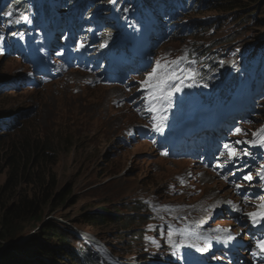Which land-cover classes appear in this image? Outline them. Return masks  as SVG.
<instances>
[{
    "label": "rangeland",
    "instance_id": "374dc122",
    "mask_svg": "<svg viewBox=\"0 0 264 264\" xmlns=\"http://www.w3.org/2000/svg\"><path fill=\"white\" fill-rule=\"evenodd\" d=\"M12 1L4 0L10 7ZM135 1L142 0H133L134 3ZM198 1L203 5L205 0ZM218 5L203 6L200 11L179 12L181 14L180 20H177L179 24L193 21L195 24H205L208 30L192 31L179 37L174 35L170 39H168L170 35L166 34V40L158 42L155 47L157 59L174 60L183 56L186 59L181 62L180 67L195 71L196 60L191 54L202 51L201 56L204 57L196 70L208 71L210 74L215 69L217 61L220 64L235 63L243 59L248 50L253 49L258 50L259 55L264 54V22H259L257 18L254 22L243 21L238 17L239 13L216 10L215 7ZM130 10L131 8H128V12ZM94 12L97 13L94 17H97L100 14V7L95 6ZM89 30L91 38L95 37L96 27ZM30 34V31L19 29L15 41L27 44L32 36ZM95 42L96 40L88 44L80 38L71 46L72 52L83 55L81 62L73 61L67 65L61 77L59 76L55 82L44 83L42 92L31 91L24 86L17 90L2 91L1 113L10 114L9 117L14 118L15 122L14 129L10 131L0 129V157L4 160L14 153L20 154L24 150V143L26 140L30 141L31 137L42 142L46 138L53 139L59 146L49 153L52 161L50 167L58 176L59 188L63 187V190L67 185L74 187L73 197L75 201L78 200L75 203L70 199L48 219L67 224L69 227L67 228L75 230L77 234L84 229L104 235L106 230L80 228L74 225L84 207L88 205L96 207L99 204L103 210L120 209L123 212L130 211L135 216L145 214L146 218L134 223L133 228L138 227L136 229L138 230L145 223L146 247L127 248L132 245L128 243L130 239L128 230H118V233L123 235L119 240L111 236L116 228L108 230L102 237L112 242L118 250L127 248L125 252L127 257L136 258L142 250H144L142 254L150 255L153 252L163 251L165 254L169 249H181L180 232L189 219L200 217L208 221H231L233 209L237 205H241L242 208L244 204L240 187L224 173H220L216 166L218 160L224 156V151L219 148L215 150L211 146L212 154L209 156L205 157L200 150H196L194 156L197 158L178 157L171 154L167 147H158L137 137L132 138L139 122L138 109L144 106L140 104L136 108L137 104H130L129 99L136 94L148 73L138 80L137 87H109L92 69L91 62L86 65L91 59L88 55ZM146 44L151 46V42ZM12 48L9 47L5 52L11 55ZM28 48L25 47L27 50ZM39 54V51H36V55ZM12 65H16L17 68L9 71L13 68ZM0 71L2 77H12L14 74L27 72V69L22 66L20 60L15 58L7 60L3 55L0 56ZM188 84L192 86H186ZM196 87L197 80H186L183 90L173 96L178 131L184 129L183 126L187 124L190 129H195L193 115L199 119L205 116V108H201L203 104L200 103L203 95L197 93ZM249 88L248 85L247 89ZM200 89L206 91V88ZM242 90L243 86H240L235 93L240 94ZM263 94L264 82L259 85L255 95H251V99L242 100L236 95L232 104H228L230 111H236L248 118L238 117L236 124L242 129L239 134L235 132L236 124H230V133L225 131L227 141L244 147H251L254 144L252 141L257 142L260 129L264 128ZM115 99H119L122 104ZM213 105L216 116L225 110V107L219 106L216 102ZM182 106L187 108L183 115ZM172 115L171 110V118ZM156 119L158 120V116ZM2 122L7 121L0 116V123ZM223 123L224 121L221 124L222 129ZM211 127L212 131L216 130L215 125ZM203 135L204 140L213 139L208 131L195 134L197 138ZM188 136L191 137L190 134ZM64 137L70 139V144L65 141L68 148L62 147ZM238 140L249 143H236ZM25 146L27 147V144ZM240 150L242 148L237 149ZM6 177V172L0 173V184L5 182ZM23 189L28 191L32 187L24 185ZM210 208H214L215 212L207 211ZM165 213L175 215L180 223L178 230H163L160 221ZM24 239L20 238L19 241L22 242ZM136 240L135 238L134 241ZM19 241L17 243L20 244ZM70 243L72 248L77 250L80 248V243L76 240L72 239ZM88 243L95 244L91 236ZM106 257L115 260L107 254ZM143 258L146 257L138 259ZM218 262L228 264L223 258Z\"/></svg>",
    "mask_w": 264,
    "mask_h": 264
},
{
    "label": "trees",
    "instance_id": "16d2710c",
    "mask_svg": "<svg viewBox=\"0 0 264 264\" xmlns=\"http://www.w3.org/2000/svg\"><path fill=\"white\" fill-rule=\"evenodd\" d=\"M123 1L125 0L114 4L116 10L124 9ZM216 4H219L215 7L216 10L239 13L238 17L243 21L254 22L257 18L259 22H264V0H205L203 5L199 4L197 10L200 11L203 6ZM20 8L23 11H29L31 5L22 3ZM198 25L200 24H195L194 32L208 30L205 24H201L200 27ZM195 53L201 55L202 51ZM253 59L263 62L264 54L259 55L256 49L248 50L246 57L237 65L242 68L249 67ZM1 74L0 71V77ZM238 76L237 72L233 73L231 79L233 85L239 82ZM199 81L204 86H211L214 79L208 71H201ZM3 125L4 123L0 127ZM34 138L31 137L30 141L26 140L23 145L24 150L20 154L14 153L4 160L0 157V173L6 172L7 175L5 182L0 184V264H101L95 253L99 252L96 246L82 239L75 230H69L67 224L48 219L53 212L63 208L67 201L71 199V202L76 203L78 199L74 200V187L67 185L63 190V187L59 188L58 176L50 167L52 161L49 153L59 146L58 143L50 138H46L44 142ZM65 141L70 144V139L64 137L61 142L62 147L68 148ZM24 185L32 189L26 191L23 189ZM84 208L80 218L74 223L77 227L106 230L104 235L108 230L116 228L111 233L115 240L123 236L118 233V230H128L132 240L134 237L142 236V227L136 230L138 227L133 228V226L140 219L143 220L145 214L135 216L130 211L123 212L120 209L103 210L99 204L96 207L88 205ZM85 231L105 240L102 238L104 235L98 232ZM72 234L75 236L73 237ZM108 237L110 238L109 235ZM20 238L25 239L20 242ZM72 239L80 243L78 250L70 246ZM18 241L20 244L17 243ZM6 243L9 244L5 246ZM108 244L117 251L112 242Z\"/></svg>",
    "mask_w": 264,
    "mask_h": 264
},
{
    "label": "snow or ice",
    "instance_id": "6c2138e0",
    "mask_svg": "<svg viewBox=\"0 0 264 264\" xmlns=\"http://www.w3.org/2000/svg\"><path fill=\"white\" fill-rule=\"evenodd\" d=\"M10 15V13L8 14ZM27 20V17L24 18ZM186 57H178L174 60H167L162 58L157 60L155 65L151 67L150 72H148L146 78L141 82L142 86L148 90V104L149 111L156 113H164L167 111V106L172 104L173 96L183 90L185 86V81L190 79H195L196 73L190 68H181L180 64ZM194 63V61H193ZM191 87V84L186 85ZM206 86V85H205ZM166 120V116L159 115L157 123L154 125L157 132L163 131V123ZM242 131L240 128H236L235 132L239 134ZM259 139L261 145L264 146V128L260 129ZM249 143V141H237L236 143ZM251 143H255L252 141ZM225 150L228 153V160L233 161L239 159L241 155L247 156L246 151H237L231 148L229 145H224ZM167 155V153H165ZM223 155V153H222ZM264 179V176L261 177ZM243 179L247 181L252 180V175L249 173L245 175ZM259 211L248 213L247 215L252 219L253 223H257L264 219V203L258 205ZM228 239H232L231 236ZM256 247L264 252V240H258L256 242ZM202 250V249H199Z\"/></svg>",
    "mask_w": 264,
    "mask_h": 264
},
{
    "label": "bare ground",
    "instance_id": "6f19581e",
    "mask_svg": "<svg viewBox=\"0 0 264 264\" xmlns=\"http://www.w3.org/2000/svg\"><path fill=\"white\" fill-rule=\"evenodd\" d=\"M157 10L158 11H161V9L159 10V8H157ZM151 25V24H150ZM10 52H11V54H15L16 53V49L15 48H12V49H10ZM181 106V104L179 105V107ZM186 110H187V108L185 107V106H182L181 107V114L183 115L185 112H186ZM120 112V111H119ZM116 115V114H115ZM227 116V113H225L224 115H223V118L224 117H226ZM2 123H4V125L2 126V127H4V126H7L8 125V123L7 122H2ZM2 123H0V125L2 124ZM178 167V166H177ZM187 175V174H186ZM182 176V175H181ZM190 210V209H189ZM189 212V211H188ZM190 213V212H189ZM166 215V214H165ZM172 234V233H171ZM170 236V235H169ZM174 237V236H173ZM242 246H239V247H236V248H234L233 250H232V252H240V251H238L239 250V248H241ZM186 264H191L190 262H188V263H186Z\"/></svg>",
    "mask_w": 264,
    "mask_h": 264
},
{
    "label": "water",
    "instance_id": "95a60500",
    "mask_svg": "<svg viewBox=\"0 0 264 264\" xmlns=\"http://www.w3.org/2000/svg\"><path fill=\"white\" fill-rule=\"evenodd\" d=\"M79 234H80L81 236H84L85 234H87V232H86V231H83V230H82V231L80 230ZM79 234H78V235H79ZM80 235H79V236H80ZM81 236H80V237H81Z\"/></svg>",
    "mask_w": 264,
    "mask_h": 264
}]
</instances>
